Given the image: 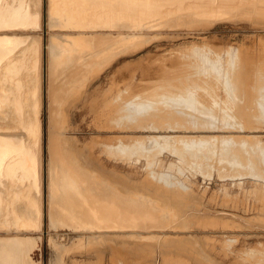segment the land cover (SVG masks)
<instances>
[{"label":"bare ground","instance_id":"bare-ground-1","mask_svg":"<svg viewBox=\"0 0 264 264\" xmlns=\"http://www.w3.org/2000/svg\"><path fill=\"white\" fill-rule=\"evenodd\" d=\"M0 15L3 17L0 36L4 35L0 37V264H40L32 256L42 240L36 235L44 227L49 231L52 254L49 264H189L190 261L219 264L211 256L217 249L227 257L235 240L218 239L214 241L220 243L215 245L209 238L203 241L191 234L196 230L237 228L234 222L199 212L196 206L200 205L201 197L192 189L191 178L166 163L153 167L144 159L130 162L133 170L130 174L123 173L117 168L124 162L101 144L132 136L139 140L143 137L150 147L160 145L161 139L171 146L184 148L191 144L197 145V149L202 143L213 142V150L207 146L202 148L206 151L202 157L205 159L198 164V167L210 168L207 165L220 155V149H215L218 145L207 135L199 138L184 134L152 136L147 132L211 129L214 125L204 128L205 121L202 127L198 125V118L203 120L209 115L194 118L197 112H203V107L208 112L209 106L214 105L207 103V93L197 94L191 86V90L184 92L183 96L188 98H181L180 103L187 108L194 107L196 112L181 110L166 101L131 102L121 107V111L133 109V116L128 112L122 115L119 110L109 121L107 113L106 117L98 111L104 90L98 91L88 104L94 128L113 135L94 136L86 144L72 137L69 112L82 102L88 87L102 74L120 59L145 50L160 39L164 30L203 33L216 24L229 23L264 31V0H23L22 3L4 0ZM44 27L47 32L42 40ZM256 40L264 42V36ZM233 56V63L231 58L227 60L230 65L224 68L227 73L223 77L213 72L211 76L208 70L206 75L196 71L204 76L198 78L202 85L196 87L207 84L212 90L223 84L227 93L222 91L225 99L221 113L231 117L230 111L234 108L240 120L247 122L250 112L246 108L258 105L250 88L258 95L263 93L264 61L259 60L252 66L251 62ZM178 67L181 68L179 61L159 81L182 87L190 83L188 75L179 71L185 66ZM176 74L181 76L174 77ZM216 94L215 91V97L219 95ZM257 111V117L264 120L262 111L260 115ZM42 113L46 115L45 124ZM229 125L225 129H231ZM220 126L216 128L221 129ZM247 129L242 127L240 132ZM218 137L220 148L228 140L250 141L253 136ZM196 150L192 147V151ZM125 152L126 148L119 149V153ZM179 153L180 158H185L186 150L181 148ZM165 154L168 155L164 153L161 159ZM105 161L114 165L107 169ZM139 163H143L141 168ZM230 163L255 178H264V172L252 161L245 164L235 159ZM190 165L198 169L195 158ZM140 170L143 176H138ZM248 178L252 187L264 191V180ZM224 190L227 194L222 195L219 206L240 211L238 206L253 202L247 209L242 208V212L254 209L256 218L264 221V205L253 200L231 199L236 194H230L225 185L221 188ZM213 199L212 196L208 201L212 203ZM227 215L244 223L232 213ZM176 231L181 235L170 237ZM74 256L90 259L72 260ZM236 256L247 264H264V246L240 250Z\"/></svg>","mask_w":264,"mask_h":264},{"label":"rangeland","instance_id":"rangeland-1","mask_svg":"<svg viewBox=\"0 0 264 264\" xmlns=\"http://www.w3.org/2000/svg\"><path fill=\"white\" fill-rule=\"evenodd\" d=\"M232 25L233 24H229V23H220V24H216L209 31L207 30L203 33L194 31L193 33L191 32L192 34L190 33L186 34V31H178L179 33H176L174 31L164 30L163 32H161V36L159 37L160 38L159 40L152 42V44L146 47L145 50L134 56L120 59L110 69H108L104 74H102L100 78H98V80L94 81L86 90L82 102L78 103L75 107H73L70 110L69 123L71 125L72 132H74L73 134H71L72 137L75 138L80 144H86L94 136L105 137L107 135L108 136L113 135L110 133L107 134V133L98 132L94 128L92 122L93 114L89 112L88 104L91 101L92 97L95 95V93L98 91L104 90V92L101 94L99 99V103L97 107L98 111L101 113L102 116H106L107 113L109 115L108 116V118L110 119L109 121H111L112 118H115L119 110L122 113V115H125L128 112L129 115H131L132 113L133 116L134 114L133 109L131 110L128 108L124 110V112L121 111V107H124L125 105H129L131 104V102L132 103L146 102L151 104H157L160 101L161 102L166 101L171 105H177V107L180 108L181 110L184 109V111L185 110L192 111L195 110L193 109L194 107L187 108L180 103L181 98L182 99L188 98L183 96L184 92L186 90L188 91L189 88L191 90V87H193L192 89L197 91V94L198 92H202V91L205 94L207 93L206 94L207 96L206 101H208L207 103H214V105L212 106L211 104V106H209L208 110L210 112L209 111L207 112V109L203 107V109H201L203 112L201 111L200 113L197 112L198 116L196 117L194 116V118L195 119L198 118L199 115L201 118L209 115L207 117H204L203 120L198 118V121L199 120L200 121L199 123L198 122L197 123L201 127L204 124L205 126L204 128H208V126L214 125L211 129H207V130L202 129L204 131H200V132L199 130L201 129H197L193 131L192 130L191 131L178 130L175 132L171 131L172 133L169 130L168 131L148 130L147 132L152 133L151 134L152 136H159V135L172 136V135H180V134H181L180 136H182V134H184L193 137L198 136L199 138L201 136L205 137V135H207L206 137L212 138L211 141H214L216 146L218 145V148L216 147L215 149H217V151H219L220 149V155L213 158L210 161L209 165H207L209 167L211 165L210 168H205V166L202 165L198 167V164L204 163L203 159L205 158L202 157L206 152L204 150L205 148L211 147L208 149H212V150L214 149L213 145H211L213 144V142L208 143V145L207 144L204 145L202 143L201 147L198 146L201 149L200 148L197 149L196 144H195L196 146L194 145L191 146L190 144L187 147L183 148L182 145L171 146L170 144H166L164 143V140L161 139L159 141L160 145L156 144L150 147L149 143L147 144L145 143L143 137L141 138L142 140H139V138H135L132 136V137H126L124 139L106 140L101 144L103 145L104 148H106V150H108L109 153L119 157L120 162L122 161L124 162V164L120 163L117 168L123 173L130 174V172L133 170V168H131L132 165H130V162H134L139 159H144L148 163V165L153 167H160L161 164L166 163L165 165H168L170 168L179 170L184 174H186L189 178H191V180L194 183L192 189L195 188L194 189L195 192L198 193L199 194L198 196L201 197L198 200L200 205L197 204L196 206L199 212L204 213L202 214L204 216L220 218L223 220L234 222L237 227L234 229L220 228V230L217 231L210 229L196 230L191 232V234L193 236H196V238L202 239L203 241H205L204 239L207 238L211 239V241L218 239L222 241L223 238L235 240V242L232 243V248H231L232 251L231 253H229L227 257H225L222 253H220L219 249L214 250V253L212 252L211 256L214 257L219 264H247L246 262L240 260V258L237 257L236 255L239 253L240 250L251 249L254 247H258L259 245L264 246V221L261 220L262 218H256L257 211H255L254 209L250 211L246 210L245 213L242 212L243 211L242 208L247 209V205L251 206L253 202H251L250 204L247 203V205L245 204L244 206H238V209H240V211L229 209L227 206H226L227 208L221 207L219 206V204H222L221 201L222 195L227 194L226 190H224V192L221 191L222 186L225 185V187L228 189V192L230 194H236L231 199H235V200L239 199L246 202L253 200L256 203L264 205V191L261 188L252 187L253 185L252 181L248 177H251L255 180L258 179L264 180V178H255L247 170L237 168L235 166H231L230 163L235 159L242 162L244 161L245 164H247V161L250 162L252 161L254 164H256V166H258L261 169L262 172H264V153L263 155H258L260 152H264V120H260V118L257 117L258 114L256 115L255 113V111H257L258 109L259 111L257 112H259V115L260 112L262 111L261 115L264 117V95H263L264 89L262 91L263 93H261V95H258L253 88H250L249 91L253 92L255 99L258 101V105L250 106L246 108V110L250 112V120L246 122L245 120L244 121L240 120L234 108L230 111V113L232 114L231 117H229L228 115L227 116L225 115L226 116L225 117L223 115L224 113H221L222 112L221 106L223 104L222 101L225 99L224 93H227V90L224 89L223 84L222 85L218 84L219 86L217 85V87H214L212 90H210L212 87L208 86L207 84H204V86L201 88L196 87L202 85V83H199L201 79L198 78L204 77L201 75H206L208 71H210L208 72L210 74L211 72H213V74L215 73L220 74V76L223 77L227 73V69L224 68L230 65L228 64V61L230 60L229 58L232 59V55H234L233 58L237 55L238 58L242 59V61L246 63L251 62L252 66L259 60L264 61V42L256 40L257 37L264 36L263 33L264 31L259 29L255 30L254 28L246 24H236L233 26ZM46 32L47 30L44 27L42 30V40H45ZM192 52H194L195 54H193ZM178 61L180 62L181 68L183 67V65L185 66L183 68H186V69L182 68L183 71L182 70L179 71H181V73H185L186 75H188L187 76L189 78V79L187 78L188 81L189 80L192 81H190V83L188 82V84L183 85V87L182 85L173 84L172 82L171 84L161 82L162 81L161 79L165 77L164 74L169 72L168 70L170 68L176 67V65H178ZM230 61H231L230 63H233L234 59ZM194 67L195 68L200 67L203 71H199L201 70L200 68L195 69ZM210 67L211 70H209ZM213 68L216 69L213 70ZM196 71L203 74L200 75V73L198 74ZM185 74L184 75L182 74L184 78H185ZM177 75L181 76L180 74H176L174 75V77H176ZM211 76L213 75L211 74ZM177 79H175L176 82L178 81ZM156 80L158 81L161 80V81H159L160 82L159 83ZM195 82H198V84ZM186 85H188L187 86L188 88L184 87ZM207 86L209 87V89L204 91V87L207 88ZM220 86L221 88H219ZM215 88L216 89L219 88V90L217 91L215 90ZM208 90H210L211 92L215 90L217 94L219 93V95L216 94L218 97L217 96H216L217 98L215 97V91L212 93L213 95H210L209 93L211 92H209ZM223 90L225 91L224 93L222 92ZM208 94L210 97L208 96ZM208 97L211 98L213 102H211V99H209ZM215 99H217L218 101ZM214 100L215 102L217 101L216 102L217 104L214 102ZM243 101L245 102V100ZM233 104L236 105L237 102L236 104L233 102ZM45 116H46L45 113L44 114L42 113V122H44V124L46 118ZM211 116H213L212 118L214 119L210 118ZM221 116L222 117L224 116L225 118L223 117V119H221ZM142 118H144V116H142ZM226 118L230 120L233 118L234 122L231 120L233 124L230 123V120L229 123L226 122L227 121ZM204 121L206 123H212V124L205 125ZM109 124L108 127L110 126ZM228 124H230L229 126L232 127L231 129H225L224 126H226L227 128ZM218 125L219 126L222 125V127L220 126L221 129L218 128L222 132H220L216 128L218 127ZM242 127L246 129L248 128L249 131L247 129L245 131L240 132L242 130ZM213 128H216L215 130L218 131H215ZM212 129L213 131H211ZM250 129H253L254 131ZM210 135L211 136L214 135V136L211 137ZM222 135L225 136L226 138L232 137L234 135L240 137L242 136L243 137L253 136V137L250 138L251 139L250 141L228 140L226 144H224V146L219 148L220 145L218 144V141L220 139H218L219 138L218 136H222ZM215 137L218 141L215 139ZM171 142L173 143V140H171ZM163 144L166 145L163 146ZM145 147L147 149H145ZM192 147L193 150L197 149L196 150L197 152L192 151ZM203 147L205 148L202 149ZM123 148H126V152L119 153V149H123ZM181 148L184 149V151L186 150V153L184 154L185 158H180L179 150H181ZM258 150H260L259 153L257 152ZM195 152L197 153L196 155H194ZM164 153H167L168 155L171 156L165 154L163 159H161V155H163ZM192 158H195L198 169L193 168L192 165H190ZM200 159L201 162H199ZM125 162H127L128 164L127 163L125 164ZM105 164L107 169H110V167L114 165L113 162L109 163L108 161H105ZM142 164L143 163H139L138 168H141ZM138 172H139L138 176H143V170L142 171L140 170ZM239 181L242 182L243 187L241 186ZM212 196L214 197V199L211 201L212 203H210L208 199H210ZM202 206H204L205 208ZM208 211L220 212V214L213 215L210 214ZM227 213H232L238 216L244 221V223L240 220L230 217L229 215H227ZM245 222L247 224H251L252 226L247 225ZM48 232H49L48 229L44 227V229H42V232L36 235V236H41L42 240L39 243V247L35 249L32 257L34 261L40 264H49L50 259L52 257L51 249L49 247V242H48V236H47ZM169 235L170 237L180 236L181 233L176 231L170 233ZM62 238L63 237H60V239ZM214 242L215 245L217 243H220L216 241ZM217 254H220V256ZM71 259L77 261H87L90 258L88 256H74ZM189 264H196V263L190 261Z\"/></svg>","mask_w":264,"mask_h":264},{"label":"snow or ice","instance_id":"snow-or-ice-1","mask_svg":"<svg viewBox=\"0 0 264 264\" xmlns=\"http://www.w3.org/2000/svg\"><path fill=\"white\" fill-rule=\"evenodd\" d=\"M23 2V0H21V3ZM4 0H0V5H3ZM2 21H3V17L2 15H0V25H2Z\"/></svg>","mask_w":264,"mask_h":264},{"label":"water","instance_id":"water-1","mask_svg":"<svg viewBox=\"0 0 264 264\" xmlns=\"http://www.w3.org/2000/svg\"><path fill=\"white\" fill-rule=\"evenodd\" d=\"M6 37H9V36H7V35H5ZM0 37H4V35H2V36H0Z\"/></svg>","mask_w":264,"mask_h":264}]
</instances>
